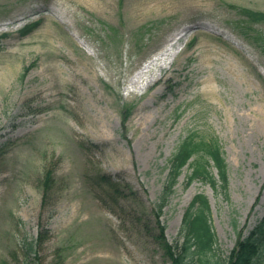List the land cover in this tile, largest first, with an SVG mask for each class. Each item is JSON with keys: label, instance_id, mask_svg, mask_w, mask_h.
Masks as SVG:
<instances>
[{"label": "rangeland", "instance_id": "rangeland-1", "mask_svg": "<svg viewBox=\"0 0 264 264\" xmlns=\"http://www.w3.org/2000/svg\"><path fill=\"white\" fill-rule=\"evenodd\" d=\"M243 10L264 0H0V264H169L153 213L188 136L218 144L227 185L188 183L191 158L164 238L201 195L216 245L186 264L227 262L264 218V23Z\"/></svg>", "mask_w": 264, "mask_h": 264}, {"label": "trees", "instance_id": "trees-1", "mask_svg": "<svg viewBox=\"0 0 264 264\" xmlns=\"http://www.w3.org/2000/svg\"><path fill=\"white\" fill-rule=\"evenodd\" d=\"M241 15L251 22L264 23V13L243 10ZM38 25L39 22L25 26L19 32V35L21 37L29 35ZM4 38H6V35H0V43ZM124 115L126 116L125 113ZM125 116L123 118L124 122L127 119ZM191 158L195 160L193 163H189ZM187 164L191 168L188 183L196 179H202L215 188L218 182L209 170L213 166L217 171L221 187L226 189L227 185L226 164L218 144L216 142L210 143L203 140H195L193 136L185 138L168 161L167 179L153 213L156 229L159 231V243H161L165 255L169 259V264H186L187 259L193 255L201 258L205 257L213 251L216 245V239L209 222L208 204L206 198L201 195L196 196L184 212L178 235L181 243L179 245H171L164 238L165 228L160 222L162 209L167 204L169 196L173 193V187L181 169ZM51 177V172H46L42 184L43 195L47 193L50 187ZM97 178L107 188L116 192L114 188L117 184L115 185L110 177L97 175ZM43 197L45 200V196ZM43 236L44 232H41L34 241L26 245V250L35 253V250L40 247ZM263 249L264 218L247 235L241 237L239 234V238L225 264H256V260L260 258ZM202 264H207V260H203Z\"/></svg>", "mask_w": 264, "mask_h": 264}, {"label": "bare ground", "instance_id": "bare-ground-1", "mask_svg": "<svg viewBox=\"0 0 264 264\" xmlns=\"http://www.w3.org/2000/svg\"><path fill=\"white\" fill-rule=\"evenodd\" d=\"M141 11V9L139 7H135L134 8V12L137 14ZM163 55V54H162ZM173 55V54H172ZM155 64V60H152L151 62H149L140 72H138L134 77H132L129 81L130 86H134L135 84L138 83L140 77H142V75H144V73L147 72L148 69H150V67Z\"/></svg>", "mask_w": 264, "mask_h": 264}]
</instances>
